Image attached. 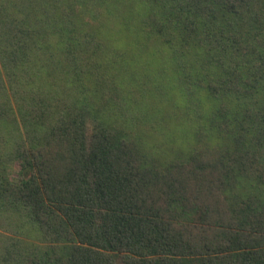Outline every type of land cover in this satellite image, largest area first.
<instances>
[{
	"label": "trees",
	"instance_id": "1",
	"mask_svg": "<svg viewBox=\"0 0 264 264\" xmlns=\"http://www.w3.org/2000/svg\"><path fill=\"white\" fill-rule=\"evenodd\" d=\"M0 264H264V0H0Z\"/></svg>",
	"mask_w": 264,
	"mask_h": 264
}]
</instances>
